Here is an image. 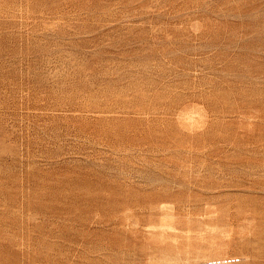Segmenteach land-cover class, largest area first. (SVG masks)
<instances>
[{
    "label": "rangeland",
    "instance_id": "374dc122",
    "mask_svg": "<svg viewBox=\"0 0 264 264\" xmlns=\"http://www.w3.org/2000/svg\"><path fill=\"white\" fill-rule=\"evenodd\" d=\"M228 259L264 264V0H0V264Z\"/></svg>",
    "mask_w": 264,
    "mask_h": 264
},
{
    "label": "built area",
    "instance_id": "2783aa9c",
    "mask_svg": "<svg viewBox=\"0 0 264 264\" xmlns=\"http://www.w3.org/2000/svg\"><path fill=\"white\" fill-rule=\"evenodd\" d=\"M234 262H236L235 259H228V260H225L224 263H226V264H231V263H234ZM219 263H221V262H219ZM213 264H216V263H213Z\"/></svg>",
    "mask_w": 264,
    "mask_h": 264
},
{
    "label": "bare ground",
    "instance_id": "6f19581e",
    "mask_svg": "<svg viewBox=\"0 0 264 264\" xmlns=\"http://www.w3.org/2000/svg\"><path fill=\"white\" fill-rule=\"evenodd\" d=\"M166 228V227H165Z\"/></svg>",
    "mask_w": 264,
    "mask_h": 264
}]
</instances>
